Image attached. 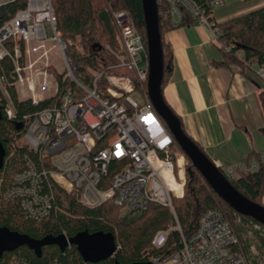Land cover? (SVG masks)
I'll list each match as a JSON object with an SVG mask.
<instances>
[{"label": "built area", "instance_id": "obj_1", "mask_svg": "<svg viewBox=\"0 0 264 264\" xmlns=\"http://www.w3.org/2000/svg\"><path fill=\"white\" fill-rule=\"evenodd\" d=\"M207 1L215 9L227 0ZM6 2H0V6ZM165 3L175 28L183 22L185 13L212 28L197 0ZM112 19L117 29L116 44L102 49L112 62L98 61L101 69L88 80L75 71L67 46L56 29L52 0H27L26 8L0 28V63L9 59L13 67L12 84H7L0 75L7 118L13 121L16 115L8 86L16 89L17 96L19 87L24 90L22 99L18 96L20 101L29 100L33 105L50 103L15 121L23 124L22 142L32 155L25 157L26 168L14 176L4 194L5 200L17 201L26 217L36 222L62 210L66 203L64 195L89 209L111 202L124 212H132L157 204L169 208L173 214L181 246L168 258L149 262L251 264L227 216L219 208L201 216L192 236L182 234L173 201L185 193V154L174 150L175 140L148 96L143 97L136 90L133 76L139 82H147L149 76L148 47L144 46L142 34L128 12L114 13ZM214 33L218 42L219 34ZM143 55L146 68L141 69ZM52 57L63 60L65 72L57 73L51 64ZM252 69L264 82V69ZM123 70L128 74L120 72ZM57 75L70 83L62 93ZM132 94H137L141 103ZM261 167L264 152L259 159L249 158L223 167L222 174L234 180L240 172L256 173ZM261 202L264 207V196ZM169 234L170 230L158 232L151 249L162 248ZM11 264L34 263L13 258Z\"/></svg>", "mask_w": 264, "mask_h": 264}, {"label": "trees", "instance_id": "obj_2", "mask_svg": "<svg viewBox=\"0 0 264 264\" xmlns=\"http://www.w3.org/2000/svg\"><path fill=\"white\" fill-rule=\"evenodd\" d=\"M156 1L164 58L163 94L164 86H166L173 68L172 50L165 36L175 27L172 26L167 15L166 0ZM197 1L208 22L211 23V29L219 34L218 42L223 54V62L218 65L237 66L241 71L248 73H253L254 65L256 68L264 69V6L223 23H217L212 15L214 8L210 7L208 1ZM141 3L142 0H52L56 29L67 46L68 55L79 76L88 80L93 72L101 69L98 61L105 59L112 62L102 49L106 45L115 46L116 44L117 29L112 19L114 13L128 12L139 30L138 32L143 36L144 46L147 45L146 24ZM26 6L27 0H7L5 4L1 5L0 28ZM183 16L184 19L180 26L191 25L195 22L190 15L185 13ZM9 45L11 44L9 43ZM239 54L241 58L238 56ZM12 71L13 67L9 59L0 63V75L6 78L7 84L14 82ZM120 72L128 74L124 70ZM130 75L133 76L131 73ZM56 78L60 83V92L62 93L66 87L70 86V83L63 81V77L60 75H57ZM133 78L136 90L143 97L146 96L148 93L147 82H139L134 76ZM8 92L14 103L16 115L13 121L7 118L6 100L0 93L2 112L0 143L6 152L4 167L0 172V227L36 240L60 235L73 238L84 231L90 234L111 233L118 248L116 256L97 264H115L116 262L134 264L149 262L152 259L164 260L180 248L181 235L175 229L176 222L173 214L169 208L157 204H149L145 210L132 212H124L111 202L89 209L77 203L71 196L64 195L66 203L62 210L55 211L46 220L36 222L26 217L17 201L5 200L4 194L12 185L14 176L26 168L25 157L32 155L27 145L22 142L23 132L16 130L15 121H21L24 116L33 114L50 104L47 101L38 105H33L29 100L20 101L13 86H8ZM260 100L264 112V92L260 94ZM167 106L169 107L168 104ZM189 138L193 140L191 137ZM174 150H180L177 143L174 144ZM262 153H253L249 158L259 159ZM218 168L223 173V169ZM229 183L240 195L242 194L253 203L261 204L264 196V167H261L256 173L240 172L234 180L229 179ZM173 206L185 237L188 238L194 234L201 216L206 211L219 208L227 216L233 231L239 238L242 251L249 257L248 237L252 234L258 242L261 255L264 256V227L233 211L219 198L192 164L187 174L184 196L181 199H175ZM235 219L239 220L238 223L235 222ZM169 230L170 234L164 246L160 249H151L154 236L160 231ZM13 258H23L34 264H48L53 261L62 264H84L75 246L69 247L64 252H61L57 246H46L42 249L40 258L36 257L29 248L20 247L14 252L4 253L0 264H11ZM250 259L251 264H264L260 258Z\"/></svg>", "mask_w": 264, "mask_h": 264}, {"label": "crops", "instance_id": "obj_3", "mask_svg": "<svg viewBox=\"0 0 264 264\" xmlns=\"http://www.w3.org/2000/svg\"><path fill=\"white\" fill-rule=\"evenodd\" d=\"M223 5L212 14L215 22L248 12ZM165 38L173 68L163 97L186 134L220 168L264 152V82L237 66L218 65L223 62L220 45L203 22L174 28Z\"/></svg>", "mask_w": 264, "mask_h": 264}, {"label": "water", "instance_id": "obj_4", "mask_svg": "<svg viewBox=\"0 0 264 264\" xmlns=\"http://www.w3.org/2000/svg\"><path fill=\"white\" fill-rule=\"evenodd\" d=\"M147 47L149 56V76L147 96L151 101L156 113L166 125L183 153L191 161L193 167L206 180L207 184L233 211L240 216L249 218L264 227V207L256 204L240 195V193L229 183V180L220 172L210 158L191 140L183 131L180 119L167 106L162 94V83L164 79V58L162 40L159 29L158 5L156 0H142ZM2 112L0 108V120ZM17 131L23 129V124L16 122ZM6 156L5 149L0 143V172L4 167ZM46 246H57L61 252L69 247L75 246L81 255L84 264H97L117 253V244L111 233L97 232L90 234L87 231L78 233L73 238L64 235L57 237L48 236L41 240L30 238L27 235L18 234L7 228L0 227V259L4 253H11L20 247L32 250L36 257L40 258L42 249ZM115 264H119L116 262ZM134 264H153L152 262Z\"/></svg>", "mask_w": 264, "mask_h": 264}, {"label": "rangeland", "instance_id": "obj_5", "mask_svg": "<svg viewBox=\"0 0 264 264\" xmlns=\"http://www.w3.org/2000/svg\"><path fill=\"white\" fill-rule=\"evenodd\" d=\"M5 0H0V2H3ZM226 6H230L232 5V8L233 9H240L238 11H242V12H245V11H250L252 9L255 10V8L257 7H262L264 6V0H253V1H250V2H245L243 0H227L226 1ZM224 5H221L219 7H216L214 9V14L213 15H216V13L221 9V8H224L223 7ZM222 10V9H221ZM218 23V22H217ZM45 27H46V30H47V33L49 35H51V30H50V27L47 23H45ZM143 61H141L139 63V67L141 69H144L146 68V60H145V56L143 55ZM51 64H53L54 68L56 69L57 73L61 74L63 72H65V66H64V62L62 59L60 58H55V57H52L51 59ZM24 90L22 88H18V96L20 99H22V94H23ZM134 99H137L138 102H140V98L137 94H132L131 95ZM141 103V102H140ZM176 151H180L182 153V155H184L183 151L180 149V150H176ZM185 156V168L187 170V173L189 172V168H190V165L192 164L191 161H189L188 157L186 155ZM187 184V182H186ZM262 203V202H261ZM261 205V204H260ZM176 212V211H175ZM177 215V214H176ZM239 215V214H238ZM239 220L235 219V222L238 223ZM248 242L250 243L249 244V249H248V255L250 258H260L261 261L264 263V256L261 255V252H260V249H259V245H258V242L256 239L253 238V235L250 234L249 237H248ZM262 256V258H261Z\"/></svg>", "mask_w": 264, "mask_h": 264}]
</instances>
